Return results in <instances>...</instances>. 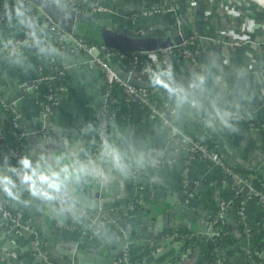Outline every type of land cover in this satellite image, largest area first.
Listing matches in <instances>:
<instances>
[{"label": "crops", "instance_id": "obj_1", "mask_svg": "<svg viewBox=\"0 0 264 264\" xmlns=\"http://www.w3.org/2000/svg\"><path fill=\"white\" fill-rule=\"evenodd\" d=\"M82 2L85 6L81 10L93 13L97 18H109L116 24L134 29L156 27L170 30L180 23L183 37L191 33L199 36L202 54L200 64L193 70L182 56L168 60L157 49L140 51L133 76L153 82L150 78L156 73L168 84V88L159 84L149 86L152 96L174 109L173 118L183 126L181 130L184 132L185 129L194 141L202 144L207 153L188 158L189 140L172 147L173 140L166 134L168 130L160 116L151 114L137 100L117 90L106 99L110 114L104 132L111 153L104 159L92 156L102 131L97 122L98 107L104 97L102 70L88 67L83 51L53 47L49 61L63 67L64 73L54 83L53 94L48 97L45 93L47 84L36 71L46 19L33 2L21 0H18V6L24 15L17 17L12 11L9 16L17 0H0V41L11 42L26 35L20 46L10 49L0 46V53L5 55L0 60V147L9 152L6 158L16 168L13 175L1 179L4 184L0 185V196H4L7 187L17 197L11 199L6 194L3 211L13 215L14 223L19 222L15 231V246L19 252H12L14 261L0 256V263L62 264L60 261H70L68 252L79 249L98 256V261L91 260L92 264H104L108 260L112 264L122 245L126 244L143 252L142 264H264V200L251 195L255 190L264 192L263 6L255 0ZM154 4H162L166 9L143 13ZM91 6L102 11L94 13ZM111 60L118 69L127 70L117 57L113 56ZM44 110L46 112L42 113ZM217 111L239 117L232 121L239 131L221 129L216 119ZM16 116L22 118L21 126L27 132L19 131L18 126L11 128L9 122ZM205 121H210L218 130L206 128ZM16 153L21 161L27 159L31 169L33 167L39 174L46 167L64 168L65 177L72 179L71 185L86 196L92 197L96 186L88 180L89 177L97 176L102 181L98 206H125L131 215L130 223L125 229L124 226L115 229L106 226L95 237L82 233L76 235L67 226L59 200L52 196L48 199L40 191L36 195L29 191L28 183L22 178L26 174L32 176L31 172L17 178L19 169L24 166L15 163L13 155ZM215 156L241 173L245 171L249 180L240 198L244 206L243 219H238L235 203L222 213V227L230 241L209 233L207 217L212 210L205 206L206 201L211 198L218 204L221 199L229 198L232 190L221 179ZM125 164H131L132 170L125 168ZM134 169H137L135 174ZM139 170L143 171L142 175L138 174ZM159 184L170 191H185V206L199 214L204 224L208 222L204 235L200 232L198 220L177 208L166 213V218H157L160 213L150 209L149 205L160 203L156 194ZM36 186L56 191L38 180ZM63 189L67 193V189ZM68 196L76 206L91 212L90 208L76 204L74 195ZM136 196L143 199L134 207L130 202ZM93 199L97 198L93 196ZM166 207L173 206L166 204ZM138 211L149 220H139L140 233L137 236L133 221ZM177 227L196 235L191 254H183L182 240L176 237L160 243V247L152 244L173 234ZM167 245L169 247L162 254L146 263L147 255L165 249ZM1 249L9 252V249Z\"/></svg>", "mask_w": 264, "mask_h": 264}, {"label": "water", "instance_id": "obj_2", "mask_svg": "<svg viewBox=\"0 0 264 264\" xmlns=\"http://www.w3.org/2000/svg\"><path fill=\"white\" fill-rule=\"evenodd\" d=\"M41 11L43 14H45L50 20H52L54 23H56L58 26L62 27L64 30L68 32H74L75 28L77 26H84L87 27V30L92 32L95 36H98L99 32L101 30H106L107 33L103 34V45L106 46H113L117 48H121L124 50H135V51H154L157 50L160 47L180 44L183 40V36L180 31L181 24L178 23V27H175L170 30H162L160 28L151 27L149 30H143V29H134L127 25H120L116 24L115 22H112L109 18H97L93 15V13L86 12L84 10L77 9L75 7H71L69 4H66L63 0H31ZM237 4H239L236 1ZM259 3V2H258ZM261 4V3H260ZM262 5V4H261ZM264 7V5H262ZM5 55L3 53H0V60H3ZM117 70L118 74L126 81L135 84L140 87H147V86H153L155 83L142 79L139 77L129 76L128 73L124 70L118 69L117 66H114ZM49 108H52L50 106ZM46 110L42 111V113H45ZM41 113V115H42ZM42 117V116H41ZM23 123V120L21 117H15L12 121V119L9 122V125L11 128L17 127V129L21 132H27V130H24V128L21 126ZM36 129L37 126H34ZM9 154V152L3 148L0 147V185L4 184L2 182V178H6L7 175H13L16 171L15 167H12L10 165L11 163L8 162L6 156ZM14 160L16 164L21 163V158L18 153L14 154ZM125 168L128 170H132L131 164H125ZM149 167V165H147ZM27 172H31L33 177H38L40 174H43L44 176L48 177L50 181H55L57 184V190L54 192L49 189H43L44 192H47L50 196L53 198H56L60 202L66 199H69L68 195H74L75 197V203L79 205H84L91 209L90 213H93L95 209H97L98 202L97 200L100 197V190H101V184L102 181L97 176H90L88 180L92 181L96 184L94 185L92 197L86 196L82 193H78L76 186L71 185L72 179L69 177H65V169L62 167H57V170H54V168L46 167V169H42L40 171V174L37 173L35 170H33V167L31 169V166L29 167H23L19 169L18 174L16 175L17 178H21L22 175H24ZM139 175L143 174L142 170H139ZM16 182H19L18 180ZM67 189V193H65V190ZM246 188V187H245ZM4 196H0V256L7 258L9 260L14 261L15 257L14 254L19 252V248L15 246V235H16V225L19 222H13L12 218L13 215L3 214V208L5 207L4 204V197L6 195L5 192ZM157 198H159L160 203H156V205H153L152 203L149 205L150 209H154L155 211L159 212L157 218H166V213L170 214V211L172 212L173 208H177L180 210L181 213H184L188 216H191L194 219L198 220V224L200 227V232L202 235L205 234L207 231V223L204 224V221H202V217L197 214L195 211H193L190 208H187L184 203V195L185 191L179 190V191H170L168 187L164 186L163 184H159V188L156 189ZM178 195L181 196V198H178ZM93 196H95L97 199L94 200ZM171 204L173 207H166V204ZM139 213L134 215V231L135 234L138 236L140 233L138 228V222L142 218L148 219L147 216L143 215L138 211ZM173 214V213H172ZM149 220V219H148ZM205 220V219H204ZM6 221L12 222L13 225L10 226L8 223L6 224ZM152 222H155V220H150ZM204 225V226H203ZM126 226L123 227L125 229ZM5 234H8L12 239H8ZM46 237V236H45ZM41 238H37L38 241ZM243 243V241H241ZM49 244V242H48ZM50 245L56 246L53 242H50ZM9 249V252H5V250H2L1 248ZM157 247H160V244L157 245ZM169 245L166 246L165 249L162 248V250H156L152 252L151 254L147 255L145 257V261L150 262L154 257L159 256L162 254ZM182 248H180L181 250ZM12 252L14 254H12ZM68 258L70 261H60L62 264H92V259L98 261V256L93 252H82V250L76 249L74 252L67 253ZM55 259V258H53ZM59 261V259H58ZM72 261V262H71ZM22 262L25 263V258L22 259ZM1 264V263H0ZM104 264H110V260L107 262H104ZM158 264H163V262H159ZM168 264H178L177 262H171Z\"/></svg>", "mask_w": 264, "mask_h": 264}, {"label": "built area", "instance_id": "obj_3", "mask_svg": "<svg viewBox=\"0 0 264 264\" xmlns=\"http://www.w3.org/2000/svg\"><path fill=\"white\" fill-rule=\"evenodd\" d=\"M23 2H32L31 0H21ZM66 4H69L71 7H75L77 9H82L83 0H63ZM91 9L94 13L101 12L102 9L93 8L91 6ZM166 7H164L162 4H154L150 6L147 10H145L143 13L148 12H160L165 10ZM37 11L44 16L46 19V30L44 33H42V37L45 41L51 42L52 47L51 48H59L67 51H83L86 54V64L88 67H98L102 70L104 75V84L106 86V90L104 91V97L101 101L102 106V113H107L106 108V99L108 98L110 94V87L114 84H118L121 86L122 90L129 96L137 100L140 104L144 105L151 114L160 116L162 120L163 126H165L169 132L168 137L171 140L179 141V143H183L187 140L191 142L188 149H198L200 150L203 155H206V149L205 147L200 144L199 142H196L192 139V137L184 133L175 119L173 118V112L174 109L170 107L166 102L162 101V105L159 106L157 104V101L152 96L151 90L146 89L145 87H140L135 84H132L126 80H124L115 69V65L111 60V57L114 56V49L110 48L106 45H98L93 42H89L77 35H75L72 32H68L64 30L62 27L58 26L56 23H54L52 20H50L45 14L42 13V11L37 7ZM85 11V10H84ZM24 36H19L14 38V40L11 41L10 44H7L6 41H3L0 43L1 47L5 48H14L16 46H20L25 41ZM262 42L264 43V34L262 37ZM160 51V54L165 59H171L177 55L182 56L185 58L188 63L191 66V69L193 70L200 64V58L202 54V42L199 36L196 33H191L186 37H183V40L180 44L165 46L158 48ZM138 61V56L133 55V63L132 66L127 68L125 70L129 76H133V69L135 63ZM53 63V62H52ZM55 71V72H54ZM63 67L58 66L56 64H52V70L51 73L44 76V80L46 84H49L50 81L56 77L57 75L63 74ZM42 77V76H41ZM53 93L49 92L47 94L48 97H51ZM100 112V114H101ZM99 114V113H98ZM15 117H12V121ZM107 120L102 116L100 121V141L98 144L94 147L92 150V156L100 159H104L107 156L110 155V144L109 141L106 139L107 136L104 132V127L106 126ZM157 162H160V159L156 158ZM215 161L218 164L221 172V179L225 184H228L231 186V189L235 188L236 192L242 191V189H245L246 186L249 185L248 177L240 174L238 171H236L234 168H232L228 163L224 162L219 156H215ZM121 164H124L123 162H120ZM137 169H134L133 172H136ZM251 195H255L256 197L260 198L261 200H264V192L261 190H255L251 192ZM219 213H223V210H225L226 207H228L231 203L230 198H224L219 201ZM61 208L64 211V213L71 209L75 208L77 210V213L74 215L75 218L80 220L84 223L85 226H93L95 220L99 217V209L93 213H88L87 209L82 206H76L74 203H72L69 199L61 201ZM7 211H3V214L5 215ZM238 215L243 218L244 217V206L241 204V206L238 209ZM110 220H101L95 227V233L89 235L90 237H95L96 235L100 234L101 231L110 223ZM214 222V221H213ZM69 228L74 229V225L68 224ZM127 227V226H126ZM81 230V229H79ZM84 234V231L81 232ZM173 238L174 235L170 234L169 236L164 237L163 239H159L158 241H153L152 244H160L167 242L169 238ZM171 238V239H172ZM178 240H182V238H177ZM188 252H190V247H186L184 249L183 254L186 255ZM112 264H142V261L136 260L134 262L130 259V251L126 244L122 245L121 251L119 255L116 257V259L113 261Z\"/></svg>", "mask_w": 264, "mask_h": 264}, {"label": "trees", "instance_id": "obj_4", "mask_svg": "<svg viewBox=\"0 0 264 264\" xmlns=\"http://www.w3.org/2000/svg\"><path fill=\"white\" fill-rule=\"evenodd\" d=\"M84 6H85V4H82V7H84ZM262 9L264 12V8H262ZM262 18H264V14H263ZM46 27L47 26H44L42 28V31H45ZM72 33H74L75 35H77V36H79V37H81V38H83L89 42H93V43L101 46V45H103L102 44L103 43L102 35L106 34L107 31L101 30L99 32L98 36H95L92 32L87 30V27L77 26L75 28L74 32H72ZM2 42L3 41H0V43H2ZM10 43L11 42L7 41V44H10ZM51 47H52L51 42H47L44 39L41 40V48H40L38 63L36 65V71L42 77L50 74L51 70H52V64L53 63L49 61V54H50ZM109 47L114 49V56L117 57L119 59V61H121L126 66V68H129L132 66L133 55L140 56V54L142 53L140 51H135V50H124V49L113 47V46H109ZM62 76H63V74L57 75L56 77H54L51 80V82L49 84H47L48 89L45 90V93H47V94L49 92L52 93L54 83H57L58 80H60V78ZM145 88L148 90H151V87H149V86L145 87ZM105 90H106V86L104 85V91ZM117 90L121 91V92L123 91L121 86H119L118 84H114L113 86L110 87V94L115 93V91H117ZM42 98H43V96H42ZM104 103H106V108L108 111H107V113L103 114L101 112L102 106L100 103V105L98 107V111H97V122H99V123L101 121L102 116H104V118L106 120H108V116L110 114V110H109L110 106H109L108 100H106ZM157 104L159 106H161L162 100H157ZM7 112H9V111L7 110ZM100 112H101V114H100ZM178 125L181 128L182 125H180V124H178ZM183 130L185 133H187L185 131V129H183ZM166 134L168 135L169 132L167 131ZM106 139L108 140V138H106ZM171 143H172V147H174V148H176L177 146L180 145L179 141H176V140H173ZM187 152H188V158H196L199 156H203V153L196 148L188 149ZM235 170L238 171L239 173H241V171H239L237 169H235ZM135 173L136 172H134L133 174H135ZM241 174H243L245 176L246 173L244 171ZM244 192H245L244 189H242V191H240L239 193L236 192L235 188H233L231 190V194H230L229 198L231 200V203H235V210H236L237 214H238L239 207L241 206V204H243L240 201V198L243 196ZM142 199H143L142 196H136V197L132 198L130 205L136 207L138 202H140ZM205 206L212 210V212L207 217L208 222L210 223V229H209L210 235L212 236V234H213V235H215V237L221 236L222 240L230 241L231 238L228 236V234H225V232H224L225 230L222 227L223 216L221 213H219V210H220L219 204H216L214 202V200H212L210 198V199H208V201H206ZM99 212H100L99 217L95 220L94 225L91 227L85 226L83 222H81L80 220L75 218L74 215L77 213V210L75 208H71L65 212L66 222L68 224L70 223V224L74 225V229H72V230L75 231L76 235L81 233L82 231H84V234L91 235V234L95 233L94 232L95 227L101 220H107L108 219L111 221L107 225V227H109V229H113V228L115 229L118 226H127L131 220V218H130L131 215L125 206H119V205L101 206L99 209ZM238 219L241 220V217L238 216ZM79 229H81V230H79ZM172 233H173L174 237H176V239L179 237L182 238L183 249H185L186 247H190V252H188V253L191 254L193 251V248L195 246L194 244H195V240H196V235H194L190 230H188L186 228H182V227L175 228ZM210 239H211V237H210ZM212 241H214V240L212 239ZM128 248L130 251V259L132 262H134L136 260L142 261L143 252H138L136 248H133L131 246H128ZM214 252H216V251L214 250ZM256 255H257V252H256Z\"/></svg>", "mask_w": 264, "mask_h": 264}, {"label": "clouds", "instance_id": "obj_5", "mask_svg": "<svg viewBox=\"0 0 264 264\" xmlns=\"http://www.w3.org/2000/svg\"><path fill=\"white\" fill-rule=\"evenodd\" d=\"M53 2H55V0H53ZM12 11H14V13L17 17H21L24 15V13L21 11L20 7L18 6V0H17V5H14L13 9L11 11H9V13H8L9 16L12 14ZM21 22L23 23V21H21ZM33 36H34V34H33ZM146 69H147V65H146ZM150 79H153V82L155 84H159L162 87H165V88L169 87L168 84L165 81L161 80L159 78V75L156 73H154L153 77ZM169 90L171 91V89H169ZM216 119H218L221 129H227L229 132H238L239 131L236 124H234L232 122L234 120H238L239 117H233V116H230L228 113H222L220 111H217L216 112ZM204 126L206 128L212 129L213 131L218 130L216 128V126L213 125L210 121H205ZM21 163L23 164L24 167H26V168L29 167V161L27 159H22ZM22 179L24 182L28 183L29 191H31L33 195H36L37 192L40 191V194L45 196L48 199H51L52 197L47 192H44L42 189L37 188L36 180L40 181L41 184H46L47 187H49L53 190H57V187H58L55 181H50L48 179V177L44 176L43 174H40L38 177H36V180L33 179V176L27 175V174ZM9 183H11V181H9ZM4 191L9 198L17 199V197H15V195L7 187L4 189Z\"/></svg>", "mask_w": 264, "mask_h": 264}, {"label": "bare ground", "instance_id": "obj_6", "mask_svg": "<svg viewBox=\"0 0 264 264\" xmlns=\"http://www.w3.org/2000/svg\"><path fill=\"white\" fill-rule=\"evenodd\" d=\"M255 1H257V2L261 3L262 5H264V0H255Z\"/></svg>", "mask_w": 264, "mask_h": 264}, {"label": "rangeland", "instance_id": "obj_7", "mask_svg": "<svg viewBox=\"0 0 264 264\" xmlns=\"http://www.w3.org/2000/svg\"><path fill=\"white\" fill-rule=\"evenodd\" d=\"M264 8V7H263Z\"/></svg>", "mask_w": 264, "mask_h": 264}]
</instances>
